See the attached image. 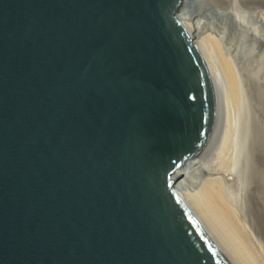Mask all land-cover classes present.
Returning <instances> with one entry per match:
<instances>
[{
    "label": "water",
    "instance_id": "water-1",
    "mask_svg": "<svg viewBox=\"0 0 264 264\" xmlns=\"http://www.w3.org/2000/svg\"><path fill=\"white\" fill-rule=\"evenodd\" d=\"M185 0H0V264H230L179 192L220 111Z\"/></svg>",
    "mask_w": 264,
    "mask_h": 264
},
{
    "label": "bare ground",
    "instance_id": "bare-ground-1",
    "mask_svg": "<svg viewBox=\"0 0 264 264\" xmlns=\"http://www.w3.org/2000/svg\"><path fill=\"white\" fill-rule=\"evenodd\" d=\"M192 1H184L183 16L220 124L205 154L180 168L179 192L230 264H264V0H200L207 27L187 12Z\"/></svg>",
    "mask_w": 264,
    "mask_h": 264
},
{
    "label": "rangeland",
    "instance_id": "rangeland-1",
    "mask_svg": "<svg viewBox=\"0 0 264 264\" xmlns=\"http://www.w3.org/2000/svg\"><path fill=\"white\" fill-rule=\"evenodd\" d=\"M201 1L200 0H195V1H192L191 3H190V5H189V9L187 10V12L190 14V13H193V14H199V16H200V20H201V23H200V26L201 27H207V11L205 10L204 11V9H205V5H203L202 3H200ZM200 5H202V6H200ZM198 9V10H197ZM200 11V12H199ZM206 15V16H205ZM202 16V17H201ZM204 20V21H203ZM203 23V24H202ZM253 116V113H252V109H251V113L249 114V118H251ZM204 221V220H203ZM204 223H205V221H204ZM210 225H211V227H212V229L214 230V232L216 233V237H217V239H218V241L219 242H222L223 244H224V242H223V240L220 238V234L218 233V231L216 230V228L212 225V223L211 222H208ZM223 246H225V244L223 245Z\"/></svg>",
    "mask_w": 264,
    "mask_h": 264
}]
</instances>
